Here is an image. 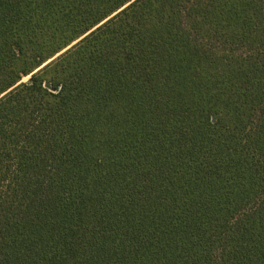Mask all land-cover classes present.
I'll list each match as a JSON object with an SVG mask.
<instances>
[{"label":"trees","instance_id":"16d2710c","mask_svg":"<svg viewBox=\"0 0 264 264\" xmlns=\"http://www.w3.org/2000/svg\"><path fill=\"white\" fill-rule=\"evenodd\" d=\"M191 15L0 0V264H264V6Z\"/></svg>","mask_w":264,"mask_h":264},{"label":"snow or ice","instance_id":"6c2138e0","mask_svg":"<svg viewBox=\"0 0 264 264\" xmlns=\"http://www.w3.org/2000/svg\"><path fill=\"white\" fill-rule=\"evenodd\" d=\"M130 2L134 3L135 0H130ZM159 2L163 3L164 0H159ZM176 2L181 6H183V11L185 13V23L188 24L192 20L191 9L198 7L203 3H208L210 2V0H176ZM233 2H236V0H233ZM259 2L262 6H264V0H259ZM27 80L28 78L26 77L25 81H22L21 83H27ZM13 88H15L17 92L20 90L19 85L17 84H13L12 88H8L7 92L0 89V108H2V104L7 100L8 92H12ZM49 93L51 94L50 97L48 95ZM41 95L45 96L46 99H50V101L58 102L60 100V96L56 94V84L51 81H49V84L47 86V93L42 92ZM21 110L24 111L26 115L28 114V107L26 105H21ZM259 119L261 120V122H264V110H262L261 113L259 114ZM208 123L214 125L217 124L227 125L228 121L226 120L222 121L219 116L212 115L211 119L208 120ZM39 124H40L39 120L32 121L31 119H29L27 126L29 130L32 131V138L40 137L41 132H40ZM262 164H264V162H262ZM3 168H4V164L2 162V157H0V171H2ZM261 171H262V176H264V167H262ZM262 199H264V197H262Z\"/></svg>","mask_w":264,"mask_h":264},{"label":"water","instance_id":"95a60500","mask_svg":"<svg viewBox=\"0 0 264 264\" xmlns=\"http://www.w3.org/2000/svg\"><path fill=\"white\" fill-rule=\"evenodd\" d=\"M126 6V5H125ZM115 14V13H114ZM113 14V15H114ZM111 15V16H113ZM110 18V17H109ZM104 22V21H103ZM87 35V33L85 34ZM84 35V36H85ZM83 38V37H81ZM81 38H79L78 40L74 41L72 44H70L68 47H66L65 49H63L60 53H58L57 55H55L53 58L49 59L48 61H46L42 66H40L38 69H36L34 72H36L37 70H39L40 68H42L44 65H46L47 63H49L51 60H53L54 58H56L58 55H60L61 53H63L64 51H66L67 49H69L70 47H72L75 43H77ZM30 75L27 76V78H29Z\"/></svg>","mask_w":264,"mask_h":264},{"label":"rangeland","instance_id":"374dc122","mask_svg":"<svg viewBox=\"0 0 264 264\" xmlns=\"http://www.w3.org/2000/svg\"><path fill=\"white\" fill-rule=\"evenodd\" d=\"M59 53H60V52H59ZM26 77H27V76H26ZM26 77H23L22 80H21V82H22V81H25V78H26Z\"/></svg>","mask_w":264,"mask_h":264}]
</instances>
